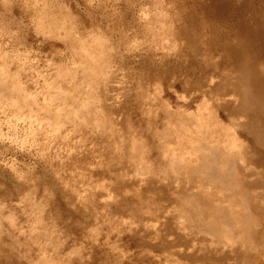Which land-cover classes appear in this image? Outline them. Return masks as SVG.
Masks as SVG:
<instances>
[{"label":"rangeland","instance_id":"rangeland-1","mask_svg":"<svg viewBox=\"0 0 264 264\" xmlns=\"http://www.w3.org/2000/svg\"><path fill=\"white\" fill-rule=\"evenodd\" d=\"M260 21L264 0H0V264H264V183L256 233L213 240L162 157L212 116L248 136L234 70L264 73Z\"/></svg>","mask_w":264,"mask_h":264},{"label":"bare ground","instance_id":"bare-ground-1","mask_svg":"<svg viewBox=\"0 0 264 264\" xmlns=\"http://www.w3.org/2000/svg\"><path fill=\"white\" fill-rule=\"evenodd\" d=\"M261 21L257 26V30L255 29L254 39L257 43L259 57L264 59V23ZM250 34L251 29L244 28L240 30L238 36L245 41L248 40ZM236 62L237 58L234 64ZM235 70L234 72L238 73V82L234 83L236 86L233 85V88L238 91L236 98L239 108L231 117L240 120L242 115L246 116L247 124L251 126L248 136L244 131L237 132L236 128H232L231 123H224L225 120L224 122L218 121V118L212 116L214 119L212 128H209L207 124L204 128V125L199 126L198 124L196 126L195 124L194 130H191L192 134L190 136L187 134L190 138L187 150L188 157H181L178 160L182 165L175 160L167 159L166 152L163 151L162 154L165 159L163 161L164 168L174 170V172L176 171L181 175H187L188 179L194 180L193 188L180 190L183 193L175 198V201L181 207L180 209L183 211L186 209L190 216L189 220L194 222L195 225H193L197 230L206 233L217 241L221 240L223 234L231 236L234 230L237 231V237L241 236V239H245L246 231L254 229L253 233H256L259 225L256 224L255 218L251 216L253 210L257 209V203H255V192L257 191L254 188L264 183V151H262L263 153L260 152L261 149L264 150V73L251 65L244 64L240 67L239 63ZM234 91L229 90L230 94L228 96H235ZM181 111H184L182 107ZM210 116L209 114L208 118ZM237 120L233 123L237 124ZM247 130H249V127ZM235 148H237L238 154L233 152ZM245 153L249 154L251 164H246L245 161L242 162V167L239 169L242 174V177H240L234 164L237 155L242 156L241 154ZM206 184H209L212 189L209 186L205 188ZM262 188V191H264V184ZM248 192H253L252 198H250L251 194ZM26 197L23 198V202H26L24 200ZM34 204L37 207L42 206L41 209L44 208V205H47L44 200ZM249 205L252 206V210L249 209ZM3 238L0 235L1 256H5L2 249L11 247Z\"/></svg>","mask_w":264,"mask_h":264},{"label":"crops","instance_id":"crops-1","mask_svg":"<svg viewBox=\"0 0 264 264\" xmlns=\"http://www.w3.org/2000/svg\"><path fill=\"white\" fill-rule=\"evenodd\" d=\"M263 192H264V191H263ZM255 195H256V196H255V198H256V199H255V203H257V200H259V199H257V198H258V197H257L258 194L255 192ZM259 201L262 202L261 200H259ZM255 207H256V206H255Z\"/></svg>","mask_w":264,"mask_h":264}]
</instances>
